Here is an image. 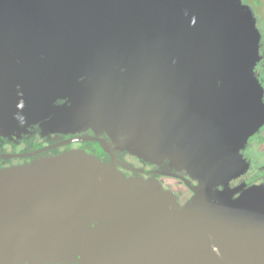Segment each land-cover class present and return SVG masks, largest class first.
I'll return each instance as SVG.
<instances>
[{"label": "water", "instance_id": "1", "mask_svg": "<svg viewBox=\"0 0 264 264\" xmlns=\"http://www.w3.org/2000/svg\"><path fill=\"white\" fill-rule=\"evenodd\" d=\"M256 28L242 0H0V127L55 111L45 129L94 122L127 133L119 145L132 153L205 179L180 208L159 183L82 151L2 171L0 264H122L111 259L121 248L139 264H264V184L237 198L215 189L234 175L216 144L245 83L259 82Z\"/></svg>", "mask_w": 264, "mask_h": 264}, {"label": "flooded vegetation", "instance_id": "2", "mask_svg": "<svg viewBox=\"0 0 264 264\" xmlns=\"http://www.w3.org/2000/svg\"><path fill=\"white\" fill-rule=\"evenodd\" d=\"M242 1L247 3L246 0ZM262 55L260 65L264 64V54ZM260 65L256 67L260 83H257V86L255 83H245L244 96L239 104L236 117L228 128L223 129L228 137L224 142L216 144L217 148L221 149L220 166H232L234 175L224 183L216 185L215 189L220 190L217 192L225 193L231 190L232 198L239 197L246 188L264 184V164L259 163L262 161V149L258 150L264 146V120L258 125L259 127L252 128L256 116V102H259V97L261 100L257 106L261 114L259 117H264V80L260 78L262 76ZM68 99L67 96L58 98L55 103L57 105L66 103ZM69 104L68 102L66 105ZM51 116L44 121L32 123L20 129L0 127V172L26 171L36 159L60 156L71 151H82L87 155L97 157L104 163H113L115 169L127 179L136 178L140 182L159 183L161 188L176 195L180 208L193 200L196 195L193 187H205L204 178L199 179L192 176L186 167H178L176 162L169 157L162 156L160 159L150 160L132 153L127 145L120 146L119 142L128 138L127 133L120 134L103 126L99 128L94 122L74 130L45 129L42 123ZM257 164L262 165L258 167ZM98 223L99 220L93 218L90 225L95 227ZM114 251H116L115 247ZM133 254L130 250L126 254V251L121 248L120 252L111 259L112 261L118 260L122 264H139L141 256L137 253ZM68 258L59 261L43 259L38 262L24 259L17 261L16 264H88L87 261L90 260L85 256V260L82 261L83 257L79 254L75 258Z\"/></svg>", "mask_w": 264, "mask_h": 264}, {"label": "trees", "instance_id": "3", "mask_svg": "<svg viewBox=\"0 0 264 264\" xmlns=\"http://www.w3.org/2000/svg\"><path fill=\"white\" fill-rule=\"evenodd\" d=\"M245 2L248 3V5L251 7V4H255L253 13L255 16V27H257L260 31H261V25H262V21L264 20V1L263 0H246ZM246 3V4H247ZM263 40V37L261 36V38ZM264 53H259V59L263 58ZM260 60H257L256 64L252 67L253 68V73L258 77L257 72H256V67L258 66V62Z\"/></svg>", "mask_w": 264, "mask_h": 264}, {"label": "rangeland", "instance_id": "4", "mask_svg": "<svg viewBox=\"0 0 264 264\" xmlns=\"http://www.w3.org/2000/svg\"><path fill=\"white\" fill-rule=\"evenodd\" d=\"M264 1V0H263ZM254 6H255V4H251V7L254 9ZM263 23H262V25H261V31L258 29V28H256V30L260 33V35L263 37V40H258L257 39V44H258V52L260 53H264V20L262 21ZM261 42H263V44L261 45ZM258 59H259V55H258ZM259 60H261V59H259ZM258 65H260V61L258 62ZM260 70L262 71V76L260 77L261 78V80H264V64H261L260 65ZM258 80H259V82L258 83H260V79H259V77H258ZM259 102H261V100L259 101ZM259 127V126H258ZM262 149V152H261V154H262V161H259V163H262V164H264V146H262V147H260L258 150H261ZM257 152V151H256ZM262 164H257V166L258 167H260ZM256 166V167H257Z\"/></svg>", "mask_w": 264, "mask_h": 264}]
</instances>
